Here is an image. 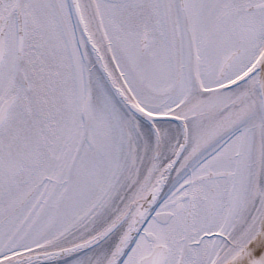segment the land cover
Returning a JSON list of instances; mask_svg holds the SVG:
<instances>
[{
    "label": "snow or ice",
    "instance_id": "snow-or-ice-1",
    "mask_svg": "<svg viewBox=\"0 0 264 264\" xmlns=\"http://www.w3.org/2000/svg\"><path fill=\"white\" fill-rule=\"evenodd\" d=\"M0 264H264V0H0Z\"/></svg>",
    "mask_w": 264,
    "mask_h": 264
}]
</instances>
